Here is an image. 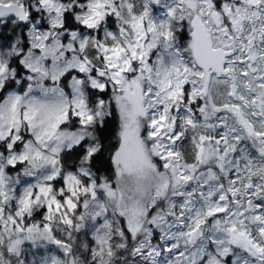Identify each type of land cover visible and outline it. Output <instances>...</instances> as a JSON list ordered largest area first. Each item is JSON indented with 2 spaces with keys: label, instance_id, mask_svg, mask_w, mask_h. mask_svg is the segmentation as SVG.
<instances>
[{
  "label": "snow or ice",
  "instance_id": "obj_1",
  "mask_svg": "<svg viewBox=\"0 0 264 264\" xmlns=\"http://www.w3.org/2000/svg\"><path fill=\"white\" fill-rule=\"evenodd\" d=\"M0 264H264V0H0Z\"/></svg>",
  "mask_w": 264,
  "mask_h": 264
}]
</instances>
